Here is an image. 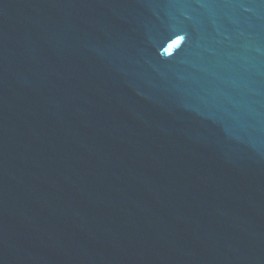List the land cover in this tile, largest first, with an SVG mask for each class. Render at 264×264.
Wrapping results in <instances>:
<instances>
[{
	"label": "water",
	"instance_id": "obj_1",
	"mask_svg": "<svg viewBox=\"0 0 264 264\" xmlns=\"http://www.w3.org/2000/svg\"><path fill=\"white\" fill-rule=\"evenodd\" d=\"M0 264H264V0H0Z\"/></svg>",
	"mask_w": 264,
	"mask_h": 264
}]
</instances>
